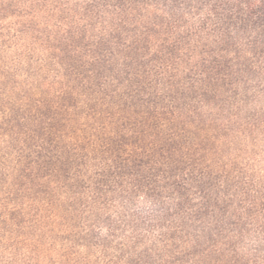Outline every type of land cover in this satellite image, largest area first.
<instances>
[{
  "label": "trees",
  "instance_id": "16d2710c",
  "mask_svg": "<svg viewBox=\"0 0 264 264\" xmlns=\"http://www.w3.org/2000/svg\"><path fill=\"white\" fill-rule=\"evenodd\" d=\"M0 133V264H264V0H0Z\"/></svg>",
  "mask_w": 264,
  "mask_h": 264
},
{
  "label": "rangeland",
  "instance_id": "374dc122",
  "mask_svg": "<svg viewBox=\"0 0 264 264\" xmlns=\"http://www.w3.org/2000/svg\"><path fill=\"white\" fill-rule=\"evenodd\" d=\"M10 133H0V139L2 137H7ZM26 140H29V137L26 138Z\"/></svg>",
  "mask_w": 264,
  "mask_h": 264
}]
</instances>
